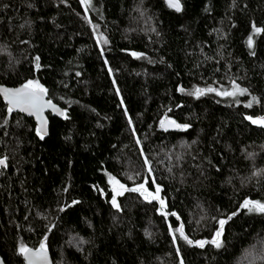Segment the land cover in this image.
Wrapping results in <instances>:
<instances>
[{
  "label": "trees",
  "instance_id": "1",
  "mask_svg": "<svg viewBox=\"0 0 264 264\" xmlns=\"http://www.w3.org/2000/svg\"><path fill=\"white\" fill-rule=\"evenodd\" d=\"M177 1L0 0V85L64 110L41 139L0 99L6 264H264V0Z\"/></svg>",
  "mask_w": 264,
  "mask_h": 264
},
{
  "label": "snow or ice",
  "instance_id": "2",
  "mask_svg": "<svg viewBox=\"0 0 264 264\" xmlns=\"http://www.w3.org/2000/svg\"><path fill=\"white\" fill-rule=\"evenodd\" d=\"M88 2H89V0H82V3L87 4ZM170 3H171V6L176 7L177 11H179V3L178 2L172 3L170 0ZM261 31H262L261 28L254 26V32L260 33ZM104 43L106 44L107 40H104ZM248 44H249V47L252 46V37H249ZM133 55L135 56L137 54L133 53ZM5 91H6V94L10 97L9 98V105H10L9 112H11L13 110V107H18L21 111H25L28 109H35L37 112H39L42 109V107L45 105L55 107L54 105H51V101H46V102L42 103V97L46 93V89L42 88L38 84H34L32 81H29V83L24 85V87L22 89H16L15 91H12V92H7V90H5ZM207 91H214V89H208ZM237 91L240 92L241 94H243L247 90L246 89H239V86L237 85V86H235V90L232 92H223V93H217V94L218 95L222 94V95L233 96V95L237 94ZM203 92H204V90H202V89H196L197 95H201V94H203ZM248 119H252V118L248 117ZM257 122L258 121L253 120V123H257ZM164 123H165L164 121H161L162 126L164 125ZM169 123L174 124L175 122L169 121ZM259 123L264 124V120H260ZM177 127L187 128L188 125H183V126L177 125ZM37 134L40 136L41 139H43L44 135L47 134L46 127L43 125V123H42L41 127L37 129ZM6 159L7 158L0 159V166H6ZM146 163H147V161H146ZM115 184L119 185V182L115 181ZM119 188L123 189L124 186L119 185ZM140 188L143 189L144 185H140ZM113 190L115 192V195L113 196V200H112L113 206L119 207L116 203V196L121 195L122 192L117 191L115 188ZM125 190H127V189H125ZM132 190L136 191L139 189H132ZM145 191H147V190L145 189ZM159 191H160V188L157 185L156 192L159 193ZM148 195L152 196L153 199L158 198V196L153 195L151 193H148ZM160 202H161V206L163 207L164 206L163 200H161ZM250 205H251V207H249ZM241 207L248 208L249 211L257 210L259 212L264 213V203H260L258 201L253 202V201L245 200L244 203L241 205ZM172 215H175V213H172ZM219 223L221 225V230H218L216 232L215 238L212 241V243H214L217 248L221 247V242H220L219 238L222 235L223 224L226 223V221L221 220ZM175 231L179 232L180 236L183 237L185 240H187V237L184 236L183 226L177 228ZM188 243H192V241L189 240ZM197 243L199 244V246L203 247L205 242H197ZM43 249H44V245L42 244L41 249H40L41 252L43 251ZM20 251L22 253H24V252H28L29 250L26 248H21Z\"/></svg>",
  "mask_w": 264,
  "mask_h": 264
},
{
  "label": "water",
  "instance_id": "3",
  "mask_svg": "<svg viewBox=\"0 0 264 264\" xmlns=\"http://www.w3.org/2000/svg\"><path fill=\"white\" fill-rule=\"evenodd\" d=\"M172 3L178 2L177 0H171ZM165 3L167 4L168 7H170L171 9L177 11L176 7L171 6L170 0H165ZM179 3V2H178ZM181 7L179 4V11L180 12ZM24 87L23 86H18V87H7L4 85H0V99L4 102V104L7 106V108L9 109L10 105H9V96L6 94L7 92H12L15 91L16 89H22ZM46 101H50L47 98L46 93L43 95L42 97V103L46 102ZM51 105H54L55 107L52 106H43L42 109L37 112L35 109H28L25 111H21L18 107H13L12 112L20 114L26 118H29L31 120H33V122L36 125V128H40L42 123L43 125L46 127V131L48 134L49 131V119H48V115H52L56 118H63L64 116V110L59 107L58 105H56L54 102L51 101ZM169 121L171 120H165L164 125H161V128L163 130L166 131H177L179 130V127H177V125L174 123H169ZM44 135L45 136H47ZM4 167V166H0V169ZM39 249H32V248H28V252H24L22 253V260L24 264H53L52 261V257L50 255V253L46 250L43 249V251L41 252ZM0 264H6L5 261L3 260V258L0 255Z\"/></svg>",
  "mask_w": 264,
  "mask_h": 264
},
{
  "label": "rangeland",
  "instance_id": "4",
  "mask_svg": "<svg viewBox=\"0 0 264 264\" xmlns=\"http://www.w3.org/2000/svg\"><path fill=\"white\" fill-rule=\"evenodd\" d=\"M81 2H82V0H81ZM82 4H83V7H84L85 11L87 12V8H86L85 3H82ZM234 90H235V88H233L232 90L227 91V92H232V91H234ZM221 93H223V92H221ZM239 93H240V92L237 91V94H239ZM221 96H228V95H222V94H221ZM233 96H234V95H233ZM231 97H232V96H231ZM112 184H113V187H114L117 191L122 192V194L124 193V191H125V187H124L123 189H120V188H119V185H121L120 183H119V185H117V184H115V181H113ZM144 195L147 196L148 193L144 191ZM153 195L158 196V198H157V199H154V200L157 201V202H159V201H160V197H159L158 193L155 192ZM70 243H71V245L73 246V242L70 241Z\"/></svg>",
  "mask_w": 264,
  "mask_h": 264
}]
</instances>
